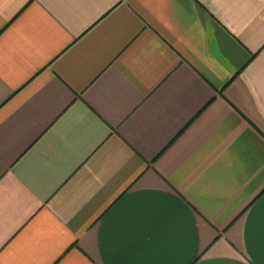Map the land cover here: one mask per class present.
Wrapping results in <instances>:
<instances>
[{"label":"crops","instance_id":"0c3cea01","mask_svg":"<svg viewBox=\"0 0 264 264\" xmlns=\"http://www.w3.org/2000/svg\"><path fill=\"white\" fill-rule=\"evenodd\" d=\"M0 264H264V0H0Z\"/></svg>","mask_w":264,"mask_h":264}]
</instances>
